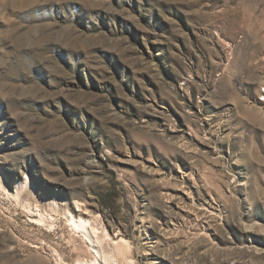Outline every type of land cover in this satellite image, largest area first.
I'll list each match as a JSON object with an SVG mask.
<instances>
[{
  "label": "rangeland",
  "instance_id": "rangeland-1",
  "mask_svg": "<svg viewBox=\"0 0 264 264\" xmlns=\"http://www.w3.org/2000/svg\"><path fill=\"white\" fill-rule=\"evenodd\" d=\"M70 214L113 264H264V0H0V264L92 261Z\"/></svg>",
  "mask_w": 264,
  "mask_h": 264
},
{
  "label": "bare ground",
  "instance_id": "bare-ground-1",
  "mask_svg": "<svg viewBox=\"0 0 264 264\" xmlns=\"http://www.w3.org/2000/svg\"><path fill=\"white\" fill-rule=\"evenodd\" d=\"M36 220L38 221V223L40 225L44 224L46 222L44 217H39V219L37 218ZM69 221H70V223L74 229L83 233L84 238L91 244V247H92L91 250L94 252V259L92 261H90V262L89 261L88 262H82V261L80 262L79 261L76 264H113L115 262V258H118L122 255L124 256L125 255V253L123 252L124 249L126 247L129 248L126 241L122 240L121 242L119 241L118 243L115 242V244L113 245L114 246V253L113 252H107L104 250V248H102L99 236H96V237L94 236V235H96L97 230L95 231V234H94V231H93L94 229L93 230L91 229L93 226L91 220L84 219L83 217L77 218L73 214H70ZM125 251H126V249H125ZM125 261H126V259H125ZM125 261H123L124 264H125ZM123 262H121V263H123Z\"/></svg>",
  "mask_w": 264,
  "mask_h": 264
}]
</instances>
